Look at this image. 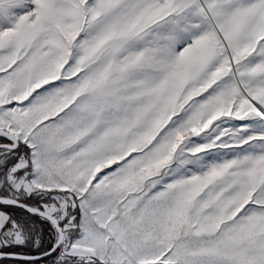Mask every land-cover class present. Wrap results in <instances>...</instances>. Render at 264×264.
<instances>
[{
    "label": "snow or ice",
    "instance_id": "1",
    "mask_svg": "<svg viewBox=\"0 0 264 264\" xmlns=\"http://www.w3.org/2000/svg\"><path fill=\"white\" fill-rule=\"evenodd\" d=\"M264 264V0H0V260Z\"/></svg>",
    "mask_w": 264,
    "mask_h": 264
},
{
    "label": "trees",
    "instance_id": "2",
    "mask_svg": "<svg viewBox=\"0 0 264 264\" xmlns=\"http://www.w3.org/2000/svg\"><path fill=\"white\" fill-rule=\"evenodd\" d=\"M0 264H14V261L9 259L0 260Z\"/></svg>",
    "mask_w": 264,
    "mask_h": 264
}]
</instances>
